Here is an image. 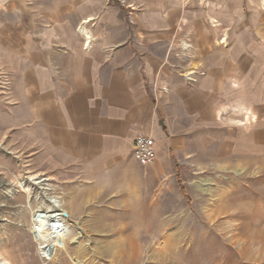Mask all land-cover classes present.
Returning a JSON list of instances; mask_svg holds the SVG:
<instances>
[{
  "label": "rangeland",
  "instance_id": "obj_1",
  "mask_svg": "<svg viewBox=\"0 0 264 264\" xmlns=\"http://www.w3.org/2000/svg\"><path fill=\"white\" fill-rule=\"evenodd\" d=\"M46 1L0 0V18L17 17L22 3L34 13ZM111 1L128 7L133 29L142 9ZM261 2L256 12L264 16ZM242 36L246 31L229 44ZM248 36L264 48V23L252 19ZM210 60L218 91L185 97L175 88L158 100L167 131L150 167L137 162L133 148L121 161L90 168L53 152L36 125L35 91L19 96L17 75L0 69V264H188L199 234L228 246L200 264H264V57L235 58L233 71L220 70L222 56ZM203 74L199 68L185 77ZM21 180L30 194L21 191ZM49 196L59 197L61 208ZM50 210L56 232L40 222ZM36 225L47 241L36 236Z\"/></svg>",
  "mask_w": 264,
  "mask_h": 264
},
{
  "label": "crops",
  "instance_id": "obj_2",
  "mask_svg": "<svg viewBox=\"0 0 264 264\" xmlns=\"http://www.w3.org/2000/svg\"><path fill=\"white\" fill-rule=\"evenodd\" d=\"M261 1L130 0L142 9L131 30L128 7L111 0H48L35 4L34 13L21 2L17 17L5 12L0 18V69L17 75L19 96L35 91L36 125L52 140L53 152L90 168L121 161L136 136L146 134L156 142L158 159L167 131L158 108L165 91L176 88L185 97L187 91H218L215 55L227 59L220 70L230 71L235 58L264 57L248 36L252 19L264 23L256 12ZM199 68L204 74L187 82Z\"/></svg>",
  "mask_w": 264,
  "mask_h": 264
},
{
  "label": "bare ground",
  "instance_id": "obj_3",
  "mask_svg": "<svg viewBox=\"0 0 264 264\" xmlns=\"http://www.w3.org/2000/svg\"><path fill=\"white\" fill-rule=\"evenodd\" d=\"M89 45V43H88ZM36 179V178H35ZM34 184H39L40 181L35 180ZM20 189L23 192L29 193L31 191L30 186L26 184V181L21 180L20 181ZM50 205L55 209V208H61L62 206V201L60 200L59 197L57 196H49L48 197ZM42 216V215H40ZM55 213L50 210L49 214L47 216H44V218L40 219L41 224L45 225V227H49L50 229L54 230L56 232L59 228L58 222L55 220ZM39 224V222H38ZM41 225V226H42ZM43 225V227H44ZM44 231L41 229L39 225H36L34 227V232L37 237H41L43 240H46L45 235H48V233L45 230V235H43L41 232ZM260 232V231H256ZM262 233V232H261ZM200 235V234H199ZM197 236V241L195 242L194 246L190 248L189 254L185 257L184 260L187 261L188 264H200L201 262H206V263H211L214 260H216L215 256L224 255L228 251V246L224 244H218L212 239L206 238L203 235L199 237ZM230 247V246H229ZM43 249V248H42ZM220 257V256H219ZM7 264V263H4Z\"/></svg>",
  "mask_w": 264,
  "mask_h": 264
},
{
  "label": "built area",
  "instance_id": "obj_4",
  "mask_svg": "<svg viewBox=\"0 0 264 264\" xmlns=\"http://www.w3.org/2000/svg\"><path fill=\"white\" fill-rule=\"evenodd\" d=\"M133 152L137 162L142 167L153 166L157 161L156 142L153 137L146 134H138L133 143ZM57 247V246H55ZM47 247H44L46 252ZM58 248V247H57ZM47 255V252L43 254Z\"/></svg>",
  "mask_w": 264,
  "mask_h": 264
},
{
  "label": "water",
  "instance_id": "obj_5",
  "mask_svg": "<svg viewBox=\"0 0 264 264\" xmlns=\"http://www.w3.org/2000/svg\"><path fill=\"white\" fill-rule=\"evenodd\" d=\"M66 215V214H65Z\"/></svg>",
  "mask_w": 264,
  "mask_h": 264
}]
</instances>
